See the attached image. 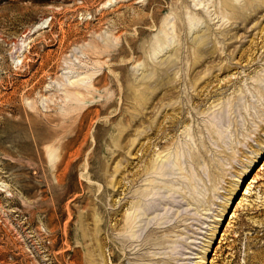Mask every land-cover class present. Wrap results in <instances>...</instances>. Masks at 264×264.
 <instances>
[{
  "label": "rangeland",
  "instance_id": "obj_1",
  "mask_svg": "<svg viewBox=\"0 0 264 264\" xmlns=\"http://www.w3.org/2000/svg\"><path fill=\"white\" fill-rule=\"evenodd\" d=\"M228 1L0 0V264H264V1Z\"/></svg>",
  "mask_w": 264,
  "mask_h": 264
},
{
  "label": "bare ground",
  "instance_id": "obj_2",
  "mask_svg": "<svg viewBox=\"0 0 264 264\" xmlns=\"http://www.w3.org/2000/svg\"><path fill=\"white\" fill-rule=\"evenodd\" d=\"M250 1V0H249ZM259 1H261V0H259ZM264 1V0H263ZM252 2H254V1H252ZM107 3H109V2H107ZM264 3V2H263ZM224 4H225V7L226 8H229L230 10H233L234 12H235V14H236V16L238 17L239 15H241L242 13H241V11L239 10V7H236V6H233L232 4H231V1H228V0H224ZM239 18H240V16H239ZM46 20H44L40 25L41 26H43V25H45L46 24ZM48 154H49V157L51 158L52 157V152L49 150L48 151ZM262 154H264V146L261 148V150H260V152H258V156L259 155H262ZM257 155V154H256ZM254 162H256V160H254V161H252L251 162V164L252 163H254ZM251 164H249V165H247V167H246V171L244 172V174H246V172L248 171V168L250 169V167H251ZM244 176H240L239 178H238V180H237V183H235V185H238V183L240 182H242L243 181V178ZM239 186V185H238ZM116 187V186H115ZM140 200V199H139ZM126 201H127V199H126ZM125 201V202H126ZM142 204V203H141ZM141 204H140V201H138V200H136V201H134L133 202V205L135 206V208H136V206L137 207H140L141 206ZM126 206V205H125ZM144 204L142 205V207H140V209L139 208H137L140 212L142 211L141 209L143 208V210L145 209L144 207ZM229 206V205H228ZM227 206V207H228ZM134 208V207H133ZM226 208V207H225ZM225 208H222L221 209V214L217 217V219H216V223H218V221L220 220V217L221 216H223V214H224V212H225ZM137 211V210H136ZM139 211H138V213H139ZM116 213V212H115ZM143 213V212H142ZM139 215H140V213H139ZM139 215H137V213H136V216L134 215H127L126 216V218H125V225L127 226V227H129L130 228V230H132V232H133V229L134 228H132V227H134V224L136 223V221H135V218H137ZM141 215H145L144 213L143 214H141ZM140 218H143V217H141V216H139ZM143 220V219H142ZM135 222V223H134ZM132 223H133V225H132ZM136 225V224H135ZM132 226V227H131ZM128 228V229H129ZM136 228V227H135ZM128 231V230H127ZM135 231V230H134ZM129 232V231H128ZM131 232V231H130ZM130 232L128 233L129 235H130ZM132 232H131V235H132ZM136 232V231H135ZM219 232V231H218ZM134 233V232H133ZM135 237H137V236H128V235H122V236H119L118 237V239H119V242L121 243L120 245L121 246H123V261L121 262V264H130V261L129 260H134V261H161V260H163V259H157V258H155L153 255H150V254H148V253H142V251H141V249H145L146 248V246H148L149 244H150V242L152 241L151 239H148V242H147V240H140V239H138L137 240V238H135ZM153 242V241H152ZM146 244H148V245H146ZM136 246H138V249H134V247H136ZM210 246V245H209ZM205 251L206 250H204V252H203V255L201 256L202 257V259H201V261L200 262H198V264H203L205 261H203L204 260V255H205ZM113 255V254H112ZM134 256V258L132 257V258H129V256ZM113 258H114V255H113Z\"/></svg>",
  "mask_w": 264,
  "mask_h": 264
}]
</instances>
